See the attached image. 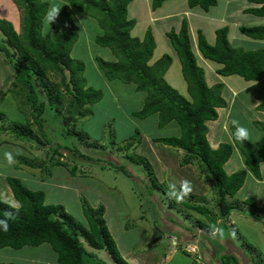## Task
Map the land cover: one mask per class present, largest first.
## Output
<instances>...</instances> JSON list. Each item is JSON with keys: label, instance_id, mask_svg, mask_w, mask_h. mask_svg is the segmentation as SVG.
Returning <instances> with one entry per match:
<instances>
[{"label": "rangeland", "instance_id": "rangeland-1", "mask_svg": "<svg viewBox=\"0 0 264 264\" xmlns=\"http://www.w3.org/2000/svg\"><path fill=\"white\" fill-rule=\"evenodd\" d=\"M44 1L48 3V10L52 6L60 9L66 7L72 15L78 26V34L69 56L84 62L83 77L89 87L101 92V98L94 104L73 107L70 113L65 110L67 99H63L61 104L47 103L41 92V81L34 83L32 80V85L29 86L26 73L23 70L17 73L15 65L19 57L13 48L5 45V39L0 33V46H6L10 55L9 58L0 49V113L5 119L0 120V127H4L0 128V142L3 139L11 142L0 144V199L9 204L16 201L6 179L12 176L19 178L30 190L43 191L46 204H61L68 214L84 226L86 224L81 208L84 202L94 208L103 206L107 229L119 254L129 264H191L193 260L198 264H222L221 251L236 257L237 264H264V217L258 212L248 215L249 209L244 204L249 197L258 206L264 202V164L260 169L262 180L247 172L240 190L228 197L239 208L230 214L227 224L220 227L224 230L223 236L199 232L196 223L197 220L203 221L202 217L186 209L182 199L177 200L170 193L186 192L183 200L189 198L213 207L215 195L208 174L199 162L181 165L185 157L184 150L152 141L156 137L179 136L178 124L172 121L160 128L157 114L148 118L133 116L131 112L142 105L146 93L137 90L134 83L110 81L102 75L95 59L114 62L118 58L109 48L101 47L93 41L95 36L103 33L96 20L71 7L64 0ZM136 1L132 0L127 7L128 18L136 14L139 21L130 35H142L144 28L149 26L155 36L154 57L148 65H153L158 55L169 47L166 32L172 28L177 31V21L186 17L192 27L191 49L197 64L204 70L207 85L211 86L219 81L225 84L222 97L227 102V107L219 112L217 120L207 123V138L211 147L216 142L233 141L234 120L248 128L250 142H262L264 132L256 121L264 122V113L256 111L253 106L259 88L257 83L246 81L237 75H217L213 70L216 64L201 57L195 45V33L198 29V32L202 29L201 32L208 41L214 38L219 27L227 23L232 36L229 39L232 47L245 50L261 47L260 41H248L237 31V24L232 26L230 23L257 22L259 17L242 12L231 13L232 9L234 11L243 4V0H216V6L211 7L207 13L200 10L199 6L192 7L187 10L188 16L181 13L163 23L153 24L149 21V13L154 16L156 13H169L174 3L181 7L186 0H170L172 3L167 1L162 4V10L159 8L152 12L145 10L142 0H138L136 8ZM245 5L250 3L246 2ZM205 16L212 20L207 21ZM20 18L21 14L11 0H0V19L10 21L17 32L20 31ZM54 28H62L60 13L51 25L44 17L41 36L47 37ZM49 77L51 79H47V83L62 90L56 84L58 77L54 74ZM164 78L182 97L188 99L186 83L176 63L172 62ZM227 86L236 91L242 86L246 87L234 97L231 90L226 89ZM43 102V123L40 129L37 110ZM13 123L30 124L34 139L21 135L20 127L14 131ZM74 129L88 139L75 134ZM135 130L139 131V135L134 133ZM129 140L137 144L123 148ZM53 147L60 148V156L51 151ZM7 153L12 155V162L7 159ZM239 154L242 157L241 151L235 150L229 161L225 162L223 169L226 173L242 168ZM55 161L65 163L68 168L76 167L75 173H70L65 166H55ZM28 162L34 166H28ZM185 181L188 182L187 188L190 191L186 190ZM79 238L87 251L96 256L95 261L115 264L105 250H93L86 245L81 235ZM0 262L59 264L48 244L24 246L20 249L0 248Z\"/></svg>", "mask_w": 264, "mask_h": 264}, {"label": "trees", "instance_id": "trees-1", "mask_svg": "<svg viewBox=\"0 0 264 264\" xmlns=\"http://www.w3.org/2000/svg\"><path fill=\"white\" fill-rule=\"evenodd\" d=\"M21 14L20 31L17 32L12 23L0 19V33L5 39V45L15 50L19 61L15 65L17 73L22 70L26 73L28 85L32 80L41 81V92L47 99V103L61 104L67 99L65 110L70 113L73 107H82L85 104H94L101 98V92L89 87L83 77L84 62L73 59L69 52L77 39L78 26L73 21L72 15L66 7L60 9L62 28L53 29L47 37L40 34L42 20L47 14L48 3L44 0H11ZM71 7L96 20L102 34L94 37L95 44L109 48L117 56V61L108 62L100 58L95 61L102 75L110 81L122 83H134L139 91H144L142 105L131 112L133 116L148 118L154 114L158 116V127L162 128L174 121L180 128L177 137H156L154 143L168 147L182 149L185 157L181 165L199 162L203 170L208 174L213 184L215 200L213 207H208L191 199H182L186 209L195 212L203 221L197 220L196 227L205 235H212L211 227L225 226L230 214L238 209L236 202L229 201V196H234L243 186L247 172L255 178H261L260 164L264 163V138L262 142L252 143L237 141L234 136L235 127L232 129L233 143H222L217 149H212L208 140L207 123L215 121L218 117L217 109L224 108L227 102L222 97L223 84L217 83L209 87L205 81L204 70L196 62L191 49L189 27L183 20L176 31L172 28L167 32V39L175 51L182 77L186 83L188 99L171 87L164 75L171 58L163 55L148 65L152 58L154 46L153 34L148 28L142 37H132L130 31L136 21L128 18L127 5L132 0H64ZM168 0H151L152 10H156ZM256 6L245 10L247 13L264 16V0H248ZM216 0H187L189 7L199 6L209 10L216 6ZM242 34L258 40H264V25L240 26ZM228 27H221L215 31V39L212 44L206 41L205 35L199 31L196 47L201 57L216 64V74L222 77L237 75L246 81L259 82L256 94L257 107L264 112V47L260 49L244 50L234 48L228 41ZM10 58L6 46H0ZM50 74L58 77L57 87H51L47 79ZM36 78L33 79V77ZM37 86V85H36ZM65 97V98H64ZM44 102L39 105L37 117L41 123L43 120ZM79 114L83 116L82 112ZM0 120L4 116L0 113ZM264 132V123L256 122ZM13 129L21 128V135H27L34 139V132L30 124H15ZM74 125V124H73ZM69 126V125H68ZM4 129V127H0ZM83 139L87 136L73 131ZM139 135V131L135 130ZM134 134V135H135ZM20 135V136H21ZM137 143L126 141L123 148L134 147ZM91 146V145H90ZM234 146L241 152L244 168L227 174L223 165L233 153ZM60 148L53 147L51 151L60 156ZM67 150V148H64ZM62 150V151H64ZM28 166L34 164L28 162ZM55 166L61 165L68 168L65 163L55 161ZM74 174L76 167L68 168ZM126 176H129L124 172ZM7 183L17 202L19 209L0 199V219L7 218V213H12L8 219V231L0 230V248L10 247L20 249L22 247H37L48 244L56 255L59 264H103L95 261L96 256L87 251L79 236L81 235L86 245L95 250H105L115 264H129L119 254V250L111 237L104 217V207L97 208L83 204L82 213L85 226L77 222L68 214L61 204H46L45 193L27 188L17 177H7ZM157 188V187H155ZM159 189V188H157ZM179 189V188H178ZM249 209L248 215L259 213L264 217V202L258 206L251 197L244 201ZM194 237L196 235H193ZM221 256L222 264H237L238 259L227 255L224 251ZM95 261V262H94ZM0 264H11L1 263ZM191 264H198L195 260Z\"/></svg>", "mask_w": 264, "mask_h": 264}, {"label": "crops", "instance_id": "crops-1", "mask_svg": "<svg viewBox=\"0 0 264 264\" xmlns=\"http://www.w3.org/2000/svg\"><path fill=\"white\" fill-rule=\"evenodd\" d=\"M140 1V0H139ZM131 2V1H130ZM129 2V3H130ZM167 2V1H166ZM165 2V3H166ZM168 2H173V1H170V0H168ZM246 2H248V3H250L248 0H243L242 1V5L239 7V8H237V9H234V11H233V9H232V11H231V13H234V14H236V13H240V12H242V13H245V14H251V13H247V12H245V10L247 9V8H249V7H253V6H256L255 4H253V3H250V5H245V3ZM171 3H169V4H171ZM138 4H139V2H138V0L135 2V5H136V8L138 7ZM141 4H143L142 6H144L145 7V10L146 11H148V12H152V11H154V10H152V8H151V0H147V2H146V0H142L141 1ZM127 7H128V5H127ZM190 8H192V7H189L188 6V4H187V0L184 2V6L182 5L181 7H178L177 5H176V3H174V5H173V7H172V9H171V11L169 12V13H165V14H157L156 13V15L154 16V15H152V14H150L149 13V21L151 22V23H153V24H155V23H163V22H165L167 19H170L172 16H176V15H178V14H181V13H183L182 15H185V16H188L189 15V12H187V10L188 9H190ZM195 8H198V6H195ZM200 8V7H199ZM139 9H141V8H139ZM159 9V8H158ZM160 9L162 10L163 9V7L161 6L160 7ZM133 10V9H132ZM157 10V9H156ZM200 10H202L203 12H205V13H207V11H209V10H204V9H202V8H200ZM139 13V12H138ZM135 14V13H134ZM233 15V14H232ZM252 15H254V16H256L257 18L259 17V20L257 21V22H252V23H247V24H241V23H239V21H236V23H232V21L230 22L231 23V25L232 26H234V25H236L237 24V31H239L240 32V30H239V27L240 26H257V25H264V21H263V18H264V16H257V15H255V14H252ZM130 16V15H129ZM137 15L135 14V15H133V16H130V18H132V19H134L135 21H136V23H135V25H134V27L136 26V24L137 23H139V21H138V17H136ZM204 18H206L207 19V21H210V20H212V18H207V16H205ZM183 20H186L187 21V23H188V27H189V33H190V38H192L191 37V34H192V32H191V25H190V23L188 22V19L186 18V17H183V18H181V21L180 22H178L177 21V25H179V28H180V26H181V23H182V21ZM227 26V23L224 25V26H221V27H226ZM133 27V28H134ZM221 27H219V28H221ZM148 28H150L149 26H147V28H144V31H143V33H142V35H140V34H132V37H142V36H144V34H145V32L148 30ZM146 29V30H145ZM199 30V29H198ZM198 30H197V33H195V35H196V38H195V45H197L196 44V42H197V35H198ZM202 30V29H201ZM200 30V31H201ZM228 30H229V28H228ZM152 32V31H151ZM166 34H167V32H166ZM240 34H241V32H240ZM243 37H245V39H247L248 41H252V43H254L255 41H260L261 42V44H260V46L261 47H258V48H263L264 47V40H258V39H252V38H250V37H248V36H246V35H244V34H241ZM167 36V35H166ZM155 37V36H154ZM153 37V38H154ZM231 33H230V31H229V33H228V41H229V39H231ZM214 39H215V36H214V38L213 39H211V40H208L207 42L209 43V44H212L213 43V41H214ZM190 42H191V39H190ZM259 42V43H260ZM230 43V42H229ZM168 44H169V47L168 48H166L165 49V51H162V53L161 54H159L158 55V57H157V60L158 59H160L163 55H168L170 58H171V64H172V62H174V63H176L179 67H180V63H179V60H178V57H177V55H176V53H175V51L173 50V48L171 47V45H170V43H169V41H168ZM231 44V43H230ZM235 48V47H234ZM258 48H256V49H258ZM255 49V48H254ZM245 50V49H244ZM247 50H253V49H247ZM153 52H154V50H153ZM154 57V55H152V58ZM157 60H155V61H153V64H154V62H156ZM204 63H205V65H208V63H206V61H203ZM170 64V65H171ZM169 65V66H170ZM216 67L217 66H215L214 68H213V70L215 71V73H216ZM169 68V67H168ZM166 72H167V70H166ZM165 72V73H166ZM262 78H263V81H264V74H263V76H262ZM250 82H254V83H257V85L259 86V82H257V81H250ZM217 83H222L223 84V82H221V81H219V82H217ZM217 83H214L213 85H215V84H217ZM213 85H211V86H213ZM211 86H209V87H211ZM245 87L246 86H242L240 89H238L237 91L236 90H234V89H230L228 86H227V88L226 89H229V90H231V94H232V96H236V94H238V93H240V91H242V90H244L245 89ZM223 90H225V84H223ZM257 94V93H256ZM255 94V95H256ZM254 100L256 101V102H254L253 103V106H254V108L256 109V111L258 110V111H261L258 107H257V104H258V102H257V100H256V98H254ZM226 107H227V105H226ZM225 107V108H226ZM222 109H224V108H220V109H217V114L219 115V112H221V110ZM261 113L263 114L264 112L263 111H261ZM218 118V117H217ZM217 120V119H216ZM211 122H213V121H211ZM256 122H258V121H256ZM262 123H264V122H262ZM224 127H222V129H223ZM208 131H209V129H208ZM207 140H208V138H207ZM12 142H14V141H12ZM209 142V141H208ZM2 143H11L10 141H6V140H2L1 142H0V144H2ZM154 143V142H153ZM229 143H231V141L229 142ZM232 143H233V141H232ZM14 145H17V143H13ZM210 144V143H209ZM220 144H222V143H215V145L214 146H212L211 148L212 149H217L218 148V146L220 145ZM211 146V145H210ZM235 150L237 151L238 150V152H240V150L236 147V146H234V149H233V152H235ZM242 153V152H241ZM232 155H233V153H232ZM232 155H230L231 157H232ZM243 155V154H242ZM231 157H229V159L231 158ZM239 158L242 160V163H241V167L242 168H244V164H243V157H241V155L239 154ZM229 161V160H228ZM264 164V163H263ZM263 164L261 163L260 164V169L262 170V166H263ZM28 165V164H27ZM32 169H35V168H32ZM261 170H260V175H261ZM233 173V172H232ZM228 174V173H227ZM229 174H231V173H229ZM260 180H262V178H260ZM262 205V204H261ZM260 205V206H261ZM230 217V216H229Z\"/></svg>", "mask_w": 264, "mask_h": 264}, {"label": "clouds", "instance_id": "clouds-1", "mask_svg": "<svg viewBox=\"0 0 264 264\" xmlns=\"http://www.w3.org/2000/svg\"><path fill=\"white\" fill-rule=\"evenodd\" d=\"M60 12V8L56 7V6H52L50 7V9L48 10L46 16H45V20L47 21L48 24L51 25V23H53L57 17L58 14ZM234 127H235V132H234V136L235 139L241 143H243L244 141H250V132L248 130V128H246L245 126L241 125L238 121H232ZM7 159L9 160V162H12V155L10 153H7ZM185 188L187 191H190V188H187L188 182L185 181L184 182ZM173 188H175V185H173ZM184 194H186V192H171L170 195L175 197L177 200L183 199ZM11 206L13 208L19 209L20 205L19 202L13 201L11 202ZM12 216V213H7V218L4 219H0V230L3 231H8L9 229V223H8V219H10ZM211 233L212 235H220L223 236L224 234V230L222 228L217 227L216 225H212L211 227Z\"/></svg>", "mask_w": 264, "mask_h": 264}, {"label": "bare ground", "instance_id": "bare-ground-1", "mask_svg": "<svg viewBox=\"0 0 264 264\" xmlns=\"http://www.w3.org/2000/svg\"><path fill=\"white\" fill-rule=\"evenodd\" d=\"M78 23V22H77Z\"/></svg>", "mask_w": 264, "mask_h": 264}]
</instances>
